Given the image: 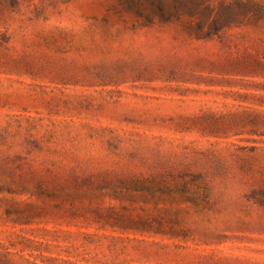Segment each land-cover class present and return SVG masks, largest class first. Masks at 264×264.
I'll use <instances>...</instances> for the list:
<instances>
[{
	"label": "rangeland",
	"instance_id": "obj_1",
	"mask_svg": "<svg viewBox=\"0 0 264 264\" xmlns=\"http://www.w3.org/2000/svg\"><path fill=\"white\" fill-rule=\"evenodd\" d=\"M0 264H264V0H0Z\"/></svg>",
	"mask_w": 264,
	"mask_h": 264
}]
</instances>
